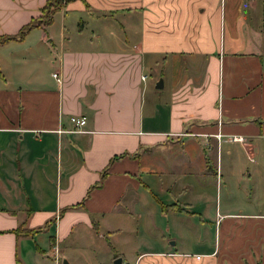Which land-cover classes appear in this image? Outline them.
<instances>
[{
  "label": "crops",
  "instance_id": "obj_1",
  "mask_svg": "<svg viewBox=\"0 0 264 264\" xmlns=\"http://www.w3.org/2000/svg\"><path fill=\"white\" fill-rule=\"evenodd\" d=\"M46 1L0 0V34ZM33 31L0 84V264H264V0H69Z\"/></svg>",
  "mask_w": 264,
  "mask_h": 264
},
{
  "label": "rangeland",
  "instance_id": "obj_2",
  "mask_svg": "<svg viewBox=\"0 0 264 264\" xmlns=\"http://www.w3.org/2000/svg\"><path fill=\"white\" fill-rule=\"evenodd\" d=\"M54 6L51 5V9ZM33 29L32 31L30 30L29 33H27L24 37V39H22L19 42H9L7 44L4 45L3 48H0V84L3 83V78L6 79L8 82L10 81L9 78L11 76L10 74V70L9 67H13L12 72L14 71V74L16 75V77H22V75H24L27 71V67L26 64L27 62H30L31 60H28V58L25 59V61L21 58V57H25L29 54V51L35 50L37 51L38 49L36 48L38 46V44L36 43V37H37V33H33ZM38 55H41L42 52L41 51H37ZM12 55L14 57H12ZM29 57V56H28ZM10 58H12L13 60H10ZM10 60V62H9ZM16 81H20L18 78H16ZM207 150H209V148H207ZM219 150H222L224 152V150H236V160L240 165H244L245 167H251L252 166V162L250 163V161H248L245 157V155L243 153L240 152L241 147L239 144H226V146H223L222 148H219ZM258 150H261V152H264V142L261 143L260 147ZM260 159L263 158H259L258 156L255 158L256 161H260ZM215 162H216V158L214 154H211V152H209L208 155V160H207V165L208 166V170H207V174L205 177V183L207 185L208 188V193L214 194L215 192V172H216V167H215ZM227 162V157L225 156V154L223 153L222 155V162L221 164H225ZM220 166V164H219ZM220 179L218 178V184H219ZM240 185H245V182L240 181ZM258 197H257V209L259 210H264V184L262 183H258ZM239 188L241 189V187L239 186ZM241 198V197H240ZM243 198V197H242ZM234 199V198H233ZM245 199V198H243ZM236 202H233V205H239V202L244 203L242 201H240V199H235ZM158 207V206H157ZM207 219H206V240H205V245L206 247H209L210 244L213 246L214 245V241L216 240V243L218 242V232H219V221L221 219L218 218V216H214V201H210V203L207 204ZM242 211H246L247 209H242ZM199 212V210H196ZM152 212V211H151ZM196 218L199 219L198 214H195ZM178 220L176 218H174V215L171 216H156L155 219H153L154 222H156V225L158 226V228H163L164 230L166 229V231H168V233L173 232L176 228H177V224H175V221ZM200 220V219H199ZM195 221V219H194ZM197 222V221H195ZM137 223H139V220L137 221ZM135 225V221L132 220H128V226H133ZM30 244L33 245V241H30ZM211 246V247H212ZM102 255V259H105L106 257H104L103 251L101 253Z\"/></svg>",
  "mask_w": 264,
  "mask_h": 264
},
{
  "label": "trees",
  "instance_id": "obj_3",
  "mask_svg": "<svg viewBox=\"0 0 264 264\" xmlns=\"http://www.w3.org/2000/svg\"><path fill=\"white\" fill-rule=\"evenodd\" d=\"M66 1L69 0H47L41 7V12L38 17L32 18L13 34H0V45L7 42H19L24 39L25 35L29 33L30 30L41 27L42 25L50 24L53 14L60 9L61 5ZM51 5L54 6L52 9Z\"/></svg>",
  "mask_w": 264,
  "mask_h": 264
},
{
  "label": "built area",
  "instance_id": "obj_4",
  "mask_svg": "<svg viewBox=\"0 0 264 264\" xmlns=\"http://www.w3.org/2000/svg\"><path fill=\"white\" fill-rule=\"evenodd\" d=\"M52 76L57 80V81H59V78H58V76H57V74L56 73H52ZM142 78H144V77H142ZM69 120H70V122H71V124H72V131H78V132H80L82 129V127H83V125L85 124V118L84 117H80V116H71L70 118H69ZM234 140H236V141H242L243 139L241 138V137H234ZM54 250L56 251V249L54 248ZM199 255H196V258L197 259H199Z\"/></svg>",
  "mask_w": 264,
  "mask_h": 264
},
{
  "label": "water",
  "instance_id": "obj_5",
  "mask_svg": "<svg viewBox=\"0 0 264 264\" xmlns=\"http://www.w3.org/2000/svg\"><path fill=\"white\" fill-rule=\"evenodd\" d=\"M163 84H162V79L159 78L155 84V88H162ZM113 264H121V258H116L113 262Z\"/></svg>",
  "mask_w": 264,
  "mask_h": 264
}]
</instances>
